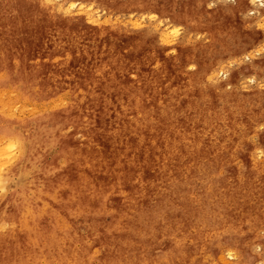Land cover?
Masks as SVG:
<instances>
[{
    "label": "rangeland",
    "instance_id": "1",
    "mask_svg": "<svg viewBox=\"0 0 264 264\" xmlns=\"http://www.w3.org/2000/svg\"><path fill=\"white\" fill-rule=\"evenodd\" d=\"M263 4L0 0V264H264Z\"/></svg>",
    "mask_w": 264,
    "mask_h": 264
},
{
    "label": "snow or ice",
    "instance_id": "2",
    "mask_svg": "<svg viewBox=\"0 0 264 264\" xmlns=\"http://www.w3.org/2000/svg\"><path fill=\"white\" fill-rule=\"evenodd\" d=\"M76 5H72V7H75ZM84 5H80V7H83ZM173 31H177L176 29H174ZM229 255H231V253H229Z\"/></svg>",
    "mask_w": 264,
    "mask_h": 264
},
{
    "label": "bare ground",
    "instance_id": "3",
    "mask_svg": "<svg viewBox=\"0 0 264 264\" xmlns=\"http://www.w3.org/2000/svg\"><path fill=\"white\" fill-rule=\"evenodd\" d=\"M263 1H264V0H263ZM263 5H264V4H263ZM57 7H58V6H57ZM82 11H83V10H82ZM103 18H104V17H103ZM34 88H35V87H34ZM10 95H11V94H10ZM10 95H9V96H10ZM11 96H12V95H11ZM13 104H14V103H13ZM28 104H29V103H28ZM10 105H11V104H10ZM12 106H13V105H12ZM24 111H25V110H24ZM17 113H18V112H17ZM30 113H31V112H30Z\"/></svg>",
    "mask_w": 264,
    "mask_h": 264
}]
</instances>
